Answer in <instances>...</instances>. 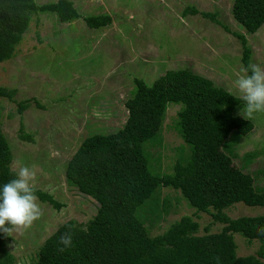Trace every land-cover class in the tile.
Masks as SVG:
<instances>
[{
	"label": "rangeland",
	"instance_id": "obj_1",
	"mask_svg": "<svg viewBox=\"0 0 264 264\" xmlns=\"http://www.w3.org/2000/svg\"><path fill=\"white\" fill-rule=\"evenodd\" d=\"M70 1L80 18L59 22L53 13L33 14L15 56L0 62V86L16 91L12 100L0 98L1 130L11 149V168L18 170L17 162L34 168V188L61 204L56 210L38 199L42 218L22 233L8 234L5 247L18 264L34 258L39 246L64 222L85 223L95 214L96 202L66 182L65 166L85 137L123 125L127 116L124 102L134 90V79L151 84L167 70L187 68L240 97L234 80L243 67L242 47L231 34L234 31L245 35L251 65L264 68V24L248 34L231 15L233 0ZM191 7L199 13L189 12ZM200 12L214 14L230 32ZM100 14L109 15L110 23L88 28L83 18ZM20 101H26L28 107L19 113ZM178 108V104L168 105L160 143L149 147L154 166L161 172L172 171L181 148L184 155L188 152L174 128ZM236 113L244 117L243 107ZM249 120L254 127L233 148V163L240 167L246 152L258 151L244 171L254 177L256 186L264 188V115L257 113ZM20 127L32 141L19 139ZM163 200L169 204L167 212L146 222L152 236L184 215L196 216L195 209L174 189L161 188L159 207ZM224 211L236 218L263 214L264 208L235 203ZM194 219L199 222V235L222 227L208 213L200 212ZM233 236L238 256L257 255L261 247L264 250V242L248 241L239 233Z\"/></svg>",
	"mask_w": 264,
	"mask_h": 264
},
{
	"label": "trees",
	"instance_id": "obj_2",
	"mask_svg": "<svg viewBox=\"0 0 264 264\" xmlns=\"http://www.w3.org/2000/svg\"><path fill=\"white\" fill-rule=\"evenodd\" d=\"M188 10L199 13L193 7ZM45 13H53L59 22L81 17L70 0L44 4L0 0V62L15 56L31 16ZM200 14L221 24L212 13ZM231 15L253 34L264 24V0H233ZM83 19L90 29L111 21L105 14ZM231 34L240 41L243 67H250L251 49L245 35ZM134 85L124 102L127 116L123 125L112 132L85 137L65 166L66 182L96 202L95 214L85 223L73 219L64 222L26 264H264L263 247L257 255L238 256L233 236L239 233L248 241L263 243L264 213L232 218L224 211L235 203L264 208V188L256 186L254 177L244 171L258 151L246 152L240 167L233 163V148L254 127L236 113L244 101L187 68L167 70L151 84L134 79ZM15 93L0 86V98L12 100ZM169 104L179 105L174 128L188 152L184 155L181 148L172 171L166 173L155 168L149 147L160 143ZM27 107L26 101L18 102L19 113ZM18 137L33 140L22 127ZM147 142L150 144L146 146ZM11 162V149L0 122V187L15 178ZM161 188L178 191L196 216L184 215L152 236L146 222L160 218L169 206L163 200L159 207ZM34 190L40 201L56 210L61 208L50 194ZM200 212L210 214L214 222L222 224L221 229L197 234L199 222L194 218ZM66 232L72 235V246L60 251L64 246L59 240ZM7 237L0 232V264H18L5 247Z\"/></svg>",
	"mask_w": 264,
	"mask_h": 264
},
{
	"label": "clouds",
	"instance_id": "obj_3",
	"mask_svg": "<svg viewBox=\"0 0 264 264\" xmlns=\"http://www.w3.org/2000/svg\"><path fill=\"white\" fill-rule=\"evenodd\" d=\"M235 76L234 87L244 101L243 116L253 119L255 114L264 112V68L259 65L242 67ZM17 169L15 178L0 187V232L6 235L30 229L43 216L34 190V168L17 162ZM59 243L64 246L60 251L71 247V233H64Z\"/></svg>",
	"mask_w": 264,
	"mask_h": 264
}]
</instances>
